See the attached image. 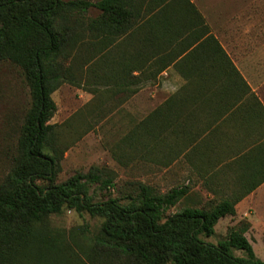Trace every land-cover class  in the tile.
I'll return each instance as SVG.
<instances>
[{"label": "trees", "instance_id": "16d2710c", "mask_svg": "<svg viewBox=\"0 0 264 264\" xmlns=\"http://www.w3.org/2000/svg\"><path fill=\"white\" fill-rule=\"evenodd\" d=\"M92 9L100 15L86 18ZM132 17L127 0H0V62L22 69L32 98L14 166L0 184V264H38L54 249L42 236L45 222L65 209L101 218L94 246L131 264H264L244 229L230 228L217 245L201 239L215 235L221 219L236 216L238 199L186 208L165 218L186 189L158 194L140 183L137 195L122 204L113 197L94 202L92 185L114 187L95 168L55 183L63 151L57 148L60 126L51 124L57 111L52 94L65 82L79 86L60 59L83 44L86 91L98 99L103 81L108 90L104 94L127 93L126 57L116 54L114 67L110 62L118 40L133 27ZM142 130L143 123L128 140L143 137ZM234 250L246 257H236Z\"/></svg>", "mask_w": 264, "mask_h": 264}, {"label": "crops", "instance_id": "0c3cea01", "mask_svg": "<svg viewBox=\"0 0 264 264\" xmlns=\"http://www.w3.org/2000/svg\"><path fill=\"white\" fill-rule=\"evenodd\" d=\"M234 1L127 0L133 27L116 54L127 59L129 88L118 95L161 88L142 121L145 155L168 191L187 190L182 210L238 199L236 216L215 228L246 221L238 229L257 254V236L264 252V0H242L236 11Z\"/></svg>", "mask_w": 264, "mask_h": 264}, {"label": "rangeland", "instance_id": "374dc122", "mask_svg": "<svg viewBox=\"0 0 264 264\" xmlns=\"http://www.w3.org/2000/svg\"><path fill=\"white\" fill-rule=\"evenodd\" d=\"M241 3L242 0L234 1L231 10L239 9ZM99 15L98 10L92 9L86 18L94 19ZM82 29L83 26L79 31ZM122 45L126 46V42L113 49L112 67L116 66V52ZM85 56L83 44H80L74 51L68 49L60 59L79 86L65 82L52 94L57 111L51 124L60 126L57 148L63 151L61 171L55 183H64L78 173L87 174L95 168L103 179H112L114 187L105 190L100 184L92 185L90 195L94 202L113 197L126 204L129 197L137 195L140 183L152 187L158 194L166 193L170 185L162 179L160 166L151 162L156 160H152L149 154L145 155L142 135L133 141L128 140L133 130H138L142 125L150 109L155 107L153 104V108H150L154 100L152 95L159 93L161 88L155 85L146 87V90L142 89L137 96L127 100V95L104 94L107 88L105 82L101 81L98 89L102 95L94 99L83 86L86 81ZM147 88L152 89L147 91ZM31 103L30 88L22 69L10 62H0V184L14 166L22 127ZM218 202L212 200L205 205L212 206ZM187 204L182 202L170 209L165 218L179 212ZM245 223L243 221L235 228L245 226ZM102 224L101 218H93L87 212L79 214L65 209L61 214L51 215L45 222L42 236L54 249L50 253L46 252V257L41 256L38 264H131L124 257L94 246L93 239L99 235ZM229 229L223 222L215 228V235L210 238L201 236V239L217 245L224 240ZM257 239L256 256L264 261V252L260 249L262 240L258 236ZM234 255L246 257L245 252L238 250H234Z\"/></svg>", "mask_w": 264, "mask_h": 264}]
</instances>
